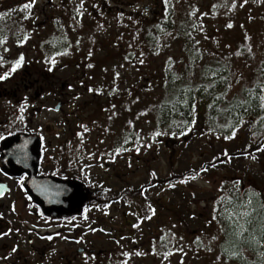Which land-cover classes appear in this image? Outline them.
<instances>
[{
	"label": "rangeland",
	"instance_id": "1",
	"mask_svg": "<svg viewBox=\"0 0 264 264\" xmlns=\"http://www.w3.org/2000/svg\"><path fill=\"white\" fill-rule=\"evenodd\" d=\"M168 2L165 14L163 0H39V23L46 7L54 21L51 17L53 22L38 30L36 52L33 38L22 42L18 53L24 59L38 53L41 69L51 67L56 74L58 90L65 82L74 86L78 82L69 105H75V114H83L87 177L111 178L107 183L115 188L121 179L125 187L130 184L132 195L145 185L149 190L154 209L150 219L142 216L138 221L140 211L134 209V201L129 207L126 200L93 213L107 219L92 237L96 245L129 255V264H236L235 258L227 261L220 255L230 236L239 231L227 216L249 192L264 196V151L255 153L256 160L244 155L255 142L250 129L257 117L245 114L235 136L225 139L232 134V128L225 126H235L237 119L231 121L222 104L218 114H212L208 103L198 100L192 109L200 116L197 123L194 119L175 133L158 121L153 109L181 88L185 94L197 82L215 78L213 72L222 74L223 62L229 66L232 84L225 97L228 103L255 87L264 61V0ZM159 31L163 35L157 40ZM132 51L137 53L134 62L127 58ZM53 58L55 65L50 63ZM54 107L56 103L39 115L41 132L49 133L43 137L60 134L64 124L68 136L79 133L78 122L66 120ZM181 121L180 115L178 125L184 124ZM156 132L167 134L156 136ZM113 149L117 155L107 161L102 154H112ZM224 153L230 161L223 162ZM116 171L123 178L113 180ZM184 176L190 182L186 187L179 184ZM253 214L247 219L252 221ZM239 223L246 229L238 236L243 239L252 222L242 218ZM200 227H207L205 237L199 235ZM252 242L259 251L255 257L248 254L247 260L264 264V243Z\"/></svg>",
	"mask_w": 264,
	"mask_h": 264
},
{
	"label": "flooded vegetation",
	"instance_id": "2",
	"mask_svg": "<svg viewBox=\"0 0 264 264\" xmlns=\"http://www.w3.org/2000/svg\"><path fill=\"white\" fill-rule=\"evenodd\" d=\"M27 2L29 0H0V40L4 41L0 43V57H3L0 75L9 71L20 57V41L34 38L32 47L36 52L38 30L54 21L46 7V15L40 16L43 17L40 24L39 0H35L30 14L29 10H21ZM51 17L53 21L50 22ZM31 57L24 59L16 72L0 81V136L4 137L0 139V264H129V255L116 254L118 249L113 247L96 245L92 237L102 231L99 227L107 221L98 215L93 216V213L110 202H113L110 206L118 204L126 193H133L131 186L125 187V182L120 179L115 188L107 183L111 178L95 181L87 177L88 149L81 137L83 114H75V105H69L70 92L75 90L78 82L75 86L65 82L58 90L56 74L49 68L41 69L38 53ZM55 103L56 107L59 104V111L54 107L58 115L78 122L79 133L74 131L68 136L69 127L64 124L60 134H50L51 139L47 140L43 137L49 133L41 132L39 115L43 109L50 111V106ZM22 105L23 112L20 111ZM55 130L56 127L52 132ZM22 137L41 140L37 155L33 142H10ZM115 152V149L112 154L103 152L102 156L108 161L111 156L116 157ZM118 171L113 180L123 178V173ZM48 178L78 184L87 195L81 213L64 216L48 215L43 211L27 184L31 181L35 188L41 180ZM48 236L52 239H47ZM13 248L16 251L13 252Z\"/></svg>",
	"mask_w": 264,
	"mask_h": 264
},
{
	"label": "trees",
	"instance_id": "3",
	"mask_svg": "<svg viewBox=\"0 0 264 264\" xmlns=\"http://www.w3.org/2000/svg\"><path fill=\"white\" fill-rule=\"evenodd\" d=\"M157 13H154L153 15L154 16L156 15L157 17L158 15ZM142 26H143L142 28L143 35L147 37L148 28L145 26V23ZM176 31L178 34L180 33V30L178 27L176 28ZM162 35L163 33L159 31L158 36L160 37L159 38L156 37L155 39L160 40ZM135 37L136 39H140L139 34H136ZM137 44L139 43L137 42ZM154 47H156V45H154ZM134 53L136 52L135 51L130 52V55L127 57L131 62H134L135 60H137V57H136L137 53L133 56ZM219 69L222 74H219V75L216 74L215 78H212V79L209 78L208 80H202V81L197 82L196 86L191 88L192 91H188L185 94L183 90H181L182 89L181 88L180 90L176 92L175 95L164 99L159 106L153 109V112H155V114L157 115L158 121L162 123L163 126L166 129H168V131H171V132L173 131L175 133L176 131H178V129L185 128L188 125H192L194 119H195L194 123L195 124L197 123L200 116L198 115L196 117L197 112L196 114H193L192 109L195 110L198 100L206 101L208 103L207 107L209 108V112L212 114H218V112L216 111L218 108L217 106H219L220 104L223 105L222 107H224V109L229 108V103L227 102V99L224 98L222 100H215V97L220 95L226 89V83L224 81H221L219 79V76L220 75L227 76L228 80L231 81V77L228 75L229 71H227L229 69L228 64H226V62L221 63ZM258 73H259V83L255 87L251 88L254 91H259V89L262 86H264V61L261 63ZM212 81H216L215 87L209 88L208 91H204L203 87L201 86L210 84L212 83ZM219 91L221 92L220 94H219ZM241 95H242V97L240 98L241 100L246 98L245 90L243 91ZM185 100L187 101V103L183 102ZM231 102H234V99ZM193 104L195 105L194 108L192 107ZM209 105H212V106L209 107ZM238 111L242 112V110H238ZM225 112H226L225 115H228V117L231 118V121L237 119L234 111H225ZM180 115H181V119L183 120L181 122L184 123L183 125H178L177 123V120L179 119ZM246 115H252L254 117H257V121L254 122L253 125H251L252 127L250 129V131L251 130L253 131L252 134H255L254 144H251L250 147H248L249 152L251 153L255 151L258 145L264 144V120L259 119V117L261 115H264V113H261L259 108H255V109L250 110ZM246 115L243 114V116H246ZM222 160L223 162L227 161L226 158ZM185 178L186 176L181 177L180 178L181 182L179 184L185 185L186 187L190 182H188ZM184 181H187V182H184ZM155 182L156 180H153V183ZM147 192H149V190L148 188H146V185H145L143 189L136 190L134 192L135 195L134 194L127 195L126 193L125 197L121 198L122 200H126V202H128L129 207L131 205L129 202L134 201L135 203L134 209H138L141 213V215L136 216L137 220L139 219L138 221H140V218L142 216L151 218L154 215L153 212L151 211L152 208H151L150 202L148 201ZM261 205H264L263 194L260 195V198L256 203H253V209H254L253 220L251 221L252 223L250 224L248 232L244 234V237H248L251 242L243 243L242 238H239L238 236L233 237L231 235L228 240V243L226 244V247L220 254L222 258H225L228 261L233 257L235 258L233 261L236 264H250L249 260H247L248 254L250 256L252 255L253 257L256 256V252L259 251V247H258V244L253 243L252 241L255 239L256 241H258V243L259 241L261 243H264V236L261 235L260 224H259V218L264 217V207H261ZM199 229L201 230L199 231V235H202L205 237V235L203 234L205 230L207 229V227H204L203 229L200 227ZM164 245L166 246V244ZM231 252H234L236 254L229 255V253Z\"/></svg>",
	"mask_w": 264,
	"mask_h": 264
},
{
	"label": "snow or ice",
	"instance_id": "4",
	"mask_svg": "<svg viewBox=\"0 0 264 264\" xmlns=\"http://www.w3.org/2000/svg\"><path fill=\"white\" fill-rule=\"evenodd\" d=\"M34 4H35V0H29V2L24 3L22 5V9L21 10H29V14H30V10L34 6ZM163 4H164V7H165V14H166L167 13V8L169 6L168 0H163ZM26 18L27 17H25V19ZM228 26L231 27V25H228ZM24 39L26 40L27 36H25ZM3 42H4L3 40H0V43H3ZM20 42L22 43L24 41H20ZM197 43H198V41H197ZM5 51H7V49H5ZM2 59H3V57H0V60H2ZM169 59H171V58H169ZM23 61H24V57L21 54V56L15 62H13L10 70L6 71L2 75H0V81L7 79L12 73L16 72L17 69L22 66ZM140 62L143 63L142 60ZM50 63L52 65H55L56 60L53 58L50 61ZM89 67H91V65H89ZM48 70L52 71V68L50 67ZM216 74L217 73H215V72L212 73V75H216ZM219 79L226 83V89L220 95L216 96L215 100L224 99L227 96V90L232 87L231 81L228 80L227 76L220 75ZM215 84H216V81H212V83L207 84V85H202L201 87H203L204 91H208L209 88H214ZM89 91H92V89H89ZM188 91H192V89H188ZM245 93H246V98L245 99L241 100V99H238V98H234V102H230L229 103V108L228 109H224L225 111H234L235 114H236V117H237V122H236L235 126H233L231 124L225 126V127H231L232 128L231 136H226L225 139H230V138L234 137L236 130L245 123V121L243 119V114H247L250 110L255 109V108H259L262 112H264V86H262L260 88L259 92L254 91L252 89H245ZM183 102L187 103L186 100L183 101ZM211 106L212 105H209V107H211ZM192 107L194 108L195 105L193 104ZM238 110H242V112L238 111ZM20 111L21 112L24 111V106L23 105L21 106ZM259 119L260 120H264V115H261L259 117ZM190 130L191 129L188 128L185 131H182L180 134L181 135H185L186 132L190 131ZM165 134H167V133H162V132H156L155 133L156 136L165 135ZM0 139H4V137L0 136ZM148 146L150 147V145H148ZM139 150H140L139 148H136L137 152H139ZM261 151H264V144L258 145V147L255 149V151L253 153L245 152L244 155L250 157L252 160H256L257 156L255 155V153L256 152H261ZM223 155L226 157L227 161L231 160V157L228 156L227 153H224ZM212 166L215 167V165H212ZM201 171H207V169L206 168H202ZM153 175H154V173H153ZM193 178H195V177H193ZM22 179L23 178H21V180ZM184 182H187V181H184ZM234 183L238 184L239 181H235ZM171 186H174V185H170V187ZM222 190L223 189H221V191ZM0 195H2V193H0ZM259 198H260V193L255 192V191L249 192L247 194V199L245 201H243L242 203L235 205L234 207H235L236 210L233 211V212H230L228 214L227 219H229L230 221L235 223L237 225L238 229H239V231L236 232L237 236H241V234L244 231H246V229L244 228V225L240 224L239 221L242 218H245L247 223H251V219H247V218L251 217V213H252V211H254V209L252 208L253 200L254 199L259 200ZM221 199H223V198H221ZM261 207H264V205H261ZM151 211L154 214V209H151ZM145 218L146 219H150V217H145ZM215 218L216 217L214 216L213 219H215ZM259 224H260L261 235L264 236V217H260L259 218ZM134 227H135V225H134ZM46 238L49 239V240L52 239L51 236H48ZM242 242L243 243H249L251 241L249 240L248 237H243ZM12 251L14 252V251H16V249L13 248ZM235 254L236 253H234V252L229 253V255H235Z\"/></svg>",
	"mask_w": 264,
	"mask_h": 264
},
{
	"label": "water",
	"instance_id": "5",
	"mask_svg": "<svg viewBox=\"0 0 264 264\" xmlns=\"http://www.w3.org/2000/svg\"><path fill=\"white\" fill-rule=\"evenodd\" d=\"M59 111V106L56 108ZM18 139L10 142L26 143L33 142L34 153L37 155L41 146V140L37 137ZM37 161V159H36ZM37 164V162H36ZM39 186H32L31 181L27 186L31 195L43 207L48 215H64L71 216L79 214L83 204L87 200V195L78 188L76 183H65L56 181L55 179H44L38 183Z\"/></svg>",
	"mask_w": 264,
	"mask_h": 264
}]
</instances>
